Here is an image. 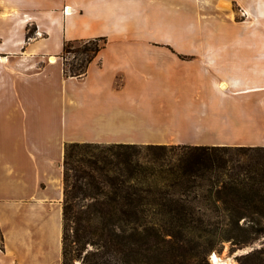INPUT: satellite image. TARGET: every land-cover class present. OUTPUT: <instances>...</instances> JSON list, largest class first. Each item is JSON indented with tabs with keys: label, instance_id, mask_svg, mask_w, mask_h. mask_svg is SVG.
<instances>
[{
	"label": "crops",
	"instance_id": "1",
	"mask_svg": "<svg viewBox=\"0 0 264 264\" xmlns=\"http://www.w3.org/2000/svg\"><path fill=\"white\" fill-rule=\"evenodd\" d=\"M215 2L0 0V264L63 263V170L52 144L55 129L64 122L87 129L81 142L99 144L234 146L241 142L236 140L241 131L263 134L264 123L256 121L241 131L235 125H216L215 133L224 132L228 140L220 135L199 139V126L188 140H168L170 131L177 136L183 128H194L198 119L190 116L185 123L184 106L173 107L180 94L169 85L175 73L184 71L181 56L195 59L201 47L217 46V41H185L173 35L170 32L179 27L170 25L168 17L177 18L181 12L200 15L202 6L211 9ZM94 39L107 44L87 74L66 78L59 63L65 44ZM51 57L57 58L56 65ZM225 59L230 89H252L245 87L243 73L256 75L253 89L264 88V59L256 61L260 65L255 68L234 67L228 54ZM153 70L166 81L160 94L152 86ZM234 73L241 77L235 84ZM159 99L166 105L165 119L155 115ZM156 127L160 134L153 137ZM242 144L264 145V140Z\"/></svg>",
	"mask_w": 264,
	"mask_h": 264
},
{
	"label": "trees",
	"instance_id": "2",
	"mask_svg": "<svg viewBox=\"0 0 264 264\" xmlns=\"http://www.w3.org/2000/svg\"><path fill=\"white\" fill-rule=\"evenodd\" d=\"M106 44L66 43L65 77L85 76ZM71 54L83 59L68 68ZM63 182V264H210L224 241L264 238V146L72 143ZM237 261L264 264V249Z\"/></svg>",
	"mask_w": 264,
	"mask_h": 264
},
{
	"label": "rangeland",
	"instance_id": "3",
	"mask_svg": "<svg viewBox=\"0 0 264 264\" xmlns=\"http://www.w3.org/2000/svg\"><path fill=\"white\" fill-rule=\"evenodd\" d=\"M216 5L213 8H204L202 6L200 15L190 14L188 12H181L180 15L169 16V22L177 24L179 30H175L173 35H180L185 41H191L200 39L201 42L206 41L216 42L215 47H201L198 58L192 59L188 55L181 56L185 62L184 71L179 70L177 77L170 82L169 86L173 89L179 90V102L174 100V108H182L184 106V120L187 123L188 118L191 116L198 118L194 124V128H183L179 135L175 136L171 131L169 132L168 140L175 139L188 140L194 136L198 127L199 139L208 140L215 138L214 136L220 135L221 139L228 140L227 134L221 132L215 133L216 125H235L237 127L246 126V124L253 126L256 121L264 123V88H256V75L253 76L247 73H243L245 80H248L245 87L252 88L243 92H236V89H230V85L225 81L224 66H225V54L233 57L234 67H246L250 65L255 68L261 59H264V0H231L225 2L223 0H216ZM224 3H230L229 7H224ZM224 9V10H223ZM210 13V14H209ZM183 27V30L181 29ZM226 42V43H225ZM232 44V47H228ZM73 50L82 49L83 46L77 43L73 44ZM216 58L211 59V58ZM258 57L259 60L254 59ZM68 68L71 65H77L83 59L82 55H66L65 56ZM199 59V61L197 60ZM195 60V61H194ZM189 62H196L192 64ZM212 62H217L212 64ZM50 63L56 65L58 63L57 58L51 57ZM60 64L64 63V60L59 61ZM260 65V64H259ZM200 69H199V68ZM155 70V69H154ZM153 70L152 73V86L154 91L159 94L166 85L165 79L161 78L160 72ZM171 70V69H170ZM172 70L170 71V73ZM235 77H237L235 79ZM240 73L233 74V83L240 82ZM241 78V77H240ZM227 84V89L222 90L221 84ZM252 83V85H251ZM264 86V79L261 84ZM254 90H263L260 93L248 94L246 96H240L241 93H251ZM258 92V91H257ZM235 93V95H233ZM161 95L159 98L161 99ZM174 98V97H171ZM159 99L160 107L157 109L156 116L162 119L166 118V105L162 104V100ZM157 103V104H158ZM166 104V103H165ZM156 105V104H155ZM164 107V108H163ZM244 108L243 110H241ZM54 129H50L51 136H54ZM242 128L240 129V131ZM160 128L156 127L152 129V136L155 134L159 136ZM87 129L81 126L70 127L58 126L55 129L56 144H52L55 148L58 165L63 170V159L66 147L72 143H85L81 142L86 136ZM43 133V132H42ZM217 134V135H216ZM252 131H241L236 136L237 141H241L238 145L234 146H264V145H244L242 142L250 139H263V134L260 136L251 135ZM156 138V137H155ZM99 144V143H98ZM113 145V144H103ZM129 145H190L186 143H165V144H129ZM192 146H210V145H192ZM227 146V145H220ZM61 152L63 157L60 159ZM255 246L256 249H264V238L256 241L254 244L244 248H239L232 245L230 241H224L220 246L210 251L207 255L209 261V254L214 252L220 258H231L238 264L236 257L238 250H248L250 247ZM255 249V250H256ZM63 264V263H62ZM74 264H82L81 261H75Z\"/></svg>",
	"mask_w": 264,
	"mask_h": 264
},
{
	"label": "bare ground",
	"instance_id": "4",
	"mask_svg": "<svg viewBox=\"0 0 264 264\" xmlns=\"http://www.w3.org/2000/svg\"><path fill=\"white\" fill-rule=\"evenodd\" d=\"M230 6V3H224V6H223V8L224 7H229ZM224 10V9H223ZM221 89L222 90H226L227 89V84L226 83H224V84H221ZM257 91H263V90H254V92H257ZM213 262L215 263V264H235V262L233 261V259H231V258H226V259H224V258H220V257H218L216 254L214 255V257H213Z\"/></svg>",
	"mask_w": 264,
	"mask_h": 264
},
{
	"label": "water",
	"instance_id": "5",
	"mask_svg": "<svg viewBox=\"0 0 264 264\" xmlns=\"http://www.w3.org/2000/svg\"><path fill=\"white\" fill-rule=\"evenodd\" d=\"M255 249H256V247L253 246V247H250L248 250H238V251L236 252V253H237L236 257H241V256H244V255H248V254H250L251 252H253ZM214 255H215L214 252H211V253L209 254V263H210V264H215V263L213 262V257H214Z\"/></svg>",
	"mask_w": 264,
	"mask_h": 264
},
{
	"label": "built area",
	"instance_id": "6",
	"mask_svg": "<svg viewBox=\"0 0 264 264\" xmlns=\"http://www.w3.org/2000/svg\"><path fill=\"white\" fill-rule=\"evenodd\" d=\"M66 13H67V15L69 14V8L66 9Z\"/></svg>",
	"mask_w": 264,
	"mask_h": 264
}]
</instances>
